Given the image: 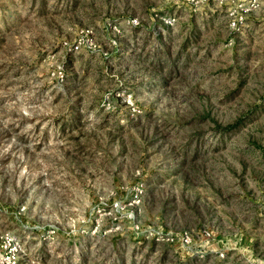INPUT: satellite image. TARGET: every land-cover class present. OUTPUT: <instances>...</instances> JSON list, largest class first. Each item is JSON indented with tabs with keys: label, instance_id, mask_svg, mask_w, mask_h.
<instances>
[{
	"label": "rangeland",
	"instance_id": "rangeland-1",
	"mask_svg": "<svg viewBox=\"0 0 264 264\" xmlns=\"http://www.w3.org/2000/svg\"><path fill=\"white\" fill-rule=\"evenodd\" d=\"M248 1L0 0V236L20 264H264Z\"/></svg>",
	"mask_w": 264,
	"mask_h": 264
},
{
	"label": "built area",
	"instance_id": "built-area-1",
	"mask_svg": "<svg viewBox=\"0 0 264 264\" xmlns=\"http://www.w3.org/2000/svg\"><path fill=\"white\" fill-rule=\"evenodd\" d=\"M229 1V0H222ZM258 0H249L246 4H243L245 9L252 8L254 3ZM246 5V6H245ZM241 18L238 19L240 24ZM236 22H232L235 25ZM131 25H135L136 21L131 20ZM21 246L19 241L11 237L10 234H3L0 236V264H20Z\"/></svg>",
	"mask_w": 264,
	"mask_h": 264
}]
</instances>
